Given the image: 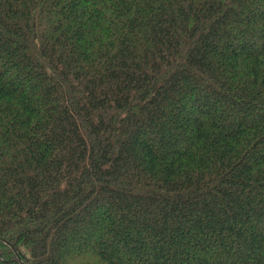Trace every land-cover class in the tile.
Wrapping results in <instances>:
<instances>
[{"label": "trees", "instance_id": "obj_1", "mask_svg": "<svg viewBox=\"0 0 264 264\" xmlns=\"http://www.w3.org/2000/svg\"><path fill=\"white\" fill-rule=\"evenodd\" d=\"M4 240L25 264H264V0H0L21 264Z\"/></svg>", "mask_w": 264, "mask_h": 264}, {"label": "water", "instance_id": "obj_2", "mask_svg": "<svg viewBox=\"0 0 264 264\" xmlns=\"http://www.w3.org/2000/svg\"><path fill=\"white\" fill-rule=\"evenodd\" d=\"M2 241H3V239H2ZM4 241H5V240H4ZM5 242H6V244H8L9 246H11L12 250H14V251L16 252V256H17L19 262H20L21 264H25V263L23 262V259H22V256H21V253L18 252V251H16L15 247L12 246V245H10L7 241H5Z\"/></svg>", "mask_w": 264, "mask_h": 264}]
</instances>
